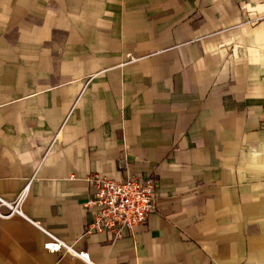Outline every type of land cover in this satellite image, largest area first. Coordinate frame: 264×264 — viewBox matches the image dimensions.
<instances>
[{
	"label": "crops",
	"instance_id": "0c3cea01",
	"mask_svg": "<svg viewBox=\"0 0 264 264\" xmlns=\"http://www.w3.org/2000/svg\"><path fill=\"white\" fill-rule=\"evenodd\" d=\"M155 182L87 229L91 176ZM93 264H264V0H0V198ZM5 211V210H4ZM0 219V264H86Z\"/></svg>",
	"mask_w": 264,
	"mask_h": 264
},
{
	"label": "built area",
	"instance_id": "2783aa9c",
	"mask_svg": "<svg viewBox=\"0 0 264 264\" xmlns=\"http://www.w3.org/2000/svg\"><path fill=\"white\" fill-rule=\"evenodd\" d=\"M89 183L96 185L94 199L86 204V208L95 211V219L87 229L92 231H111L120 237L123 229L144 224L154 210L155 182L152 179L144 181L128 178L116 182L107 178L91 176ZM28 190V184L21 190L17 197L7 202L0 198V219H9L18 216L37 226L49 239L44 248L53 253L64 254L78 258L86 264H93L86 251H79L73 245L67 244L53 234L41 228L38 223L29 220L22 212V203ZM5 210V211H4Z\"/></svg>",
	"mask_w": 264,
	"mask_h": 264
}]
</instances>
